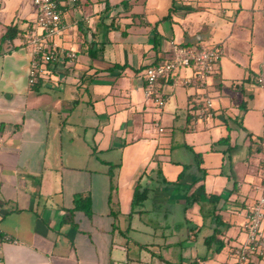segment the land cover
<instances>
[{"label": "crops", "instance_id": "obj_1", "mask_svg": "<svg viewBox=\"0 0 264 264\" xmlns=\"http://www.w3.org/2000/svg\"><path fill=\"white\" fill-rule=\"evenodd\" d=\"M148 2L138 16L139 0L69 4L51 41L77 57L60 55L31 85L33 1L0 0V225L18 240L2 245L0 264H238L264 177V41L235 69L224 57L241 42L242 0ZM221 28L224 57L203 90L211 115L194 117L195 87L160 82L162 108L146 96L144 70L171 55L172 40L210 41Z\"/></svg>", "mask_w": 264, "mask_h": 264}, {"label": "built area", "instance_id": "obj_2", "mask_svg": "<svg viewBox=\"0 0 264 264\" xmlns=\"http://www.w3.org/2000/svg\"><path fill=\"white\" fill-rule=\"evenodd\" d=\"M36 10L38 30L30 34L33 59L30 65L29 82L34 85L37 78L47 72L46 65L59 59L60 55L69 59L77 57L74 51H59L51 38L60 35L65 28L63 13L69 4L82 0H32ZM262 26L264 28V5ZM224 50L222 47L210 48L200 41L198 45L181 44L171 41V55L144 70L145 93L155 104L162 108L166 98L159 90L160 82L172 81L173 86L195 87L194 99L197 104L194 117L203 118L212 114L213 98L203 90L207 86V77L212 74L220 62ZM192 68V76L177 77L181 69ZM258 84L264 88V76L257 77ZM163 131V128H160ZM258 196L255 202L247 207L246 220L243 224L246 241L234 250L238 264H247L254 256L264 255V177L256 187ZM18 243V240L5 233L0 225V250L4 243Z\"/></svg>", "mask_w": 264, "mask_h": 264}, {"label": "rangeland", "instance_id": "obj_3", "mask_svg": "<svg viewBox=\"0 0 264 264\" xmlns=\"http://www.w3.org/2000/svg\"><path fill=\"white\" fill-rule=\"evenodd\" d=\"M241 4L242 5L240 9V16L237 18L236 24V29L240 27V30L243 31V33L238 37V40H241V42L240 44L232 48L231 51H229L225 57L223 56L224 60H228L229 64L235 69H238L239 67H244L246 69L249 65L245 64L244 62L246 61L247 63L248 59L253 55L255 49L251 51V48L255 46L254 43L261 41V39H263L264 41V36L262 32L264 0H242ZM149 5V2L147 4H144L143 0H139V3L135 6V11L138 12L137 16L140 15L139 12H143L145 8H147V6ZM146 13V18L148 22H150L151 27H153L154 30L156 29L157 31H159L157 27V23L159 22V19H157L158 15L152 14L151 10H146ZM203 14L207 13L203 12ZM232 16L233 13L231 17ZM220 19H222L223 23L226 22L228 24L230 22V26H232L233 21H235L236 17H220ZM138 20L139 19H136L137 22ZM240 30L238 29V31ZM227 36L228 31L226 29L221 28L220 32L212 40H204L202 42L210 48H215L221 46L220 44H222V41H224ZM243 60L245 61L243 62ZM257 72V70L251 71L252 76H255V73ZM175 131L177 132V130Z\"/></svg>", "mask_w": 264, "mask_h": 264}, {"label": "trees", "instance_id": "obj_4", "mask_svg": "<svg viewBox=\"0 0 264 264\" xmlns=\"http://www.w3.org/2000/svg\"><path fill=\"white\" fill-rule=\"evenodd\" d=\"M170 16V14H168L166 16V18H168ZM11 31H12V27H10L7 31V34H10L11 35ZM200 41H195V42H189V43H186V45H196V44H199ZM159 46V41H156V46ZM38 79V78H37ZM230 141V135L228 134L227 136L225 137H222L218 143H228ZM195 157L197 159V165L198 167L200 168L201 170V164H202V155L200 153H195ZM111 178H113V174L111 173ZM112 187H113V182H112ZM145 190L140 191L139 189V184L136 185L135 187V192H134V203H139L143 200V196L145 194ZM76 208H81V209H84L88 214H91L92 212V207H91V199L89 196H82V195H78V197L76 198ZM214 238H215V234L211 235L210 237H208L206 239V243L209 245H211L214 241Z\"/></svg>", "mask_w": 264, "mask_h": 264}, {"label": "water", "instance_id": "obj_5", "mask_svg": "<svg viewBox=\"0 0 264 264\" xmlns=\"http://www.w3.org/2000/svg\"><path fill=\"white\" fill-rule=\"evenodd\" d=\"M196 39H197V41H200L201 39H203V37L199 35L196 37Z\"/></svg>", "mask_w": 264, "mask_h": 264}]
</instances>
